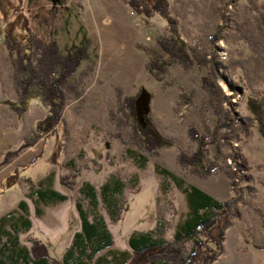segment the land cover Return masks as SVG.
<instances>
[{"label": "rangeland", "instance_id": "obj_1", "mask_svg": "<svg viewBox=\"0 0 264 264\" xmlns=\"http://www.w3.org/2000/svg\"><path fill=\"white\" fill-rule=\"evenodd\" d=\"M226 1L169 0L183 45L207 62L216 55L218 71L211 63L172 64L157 81L147 70V50H159L157 39L168 36L159 16H139L127 0H0V248L14 239L25 249L42 244L49 259L62 262L82 231L80 211L85 216L97 206L113 247L89 264H109L115 251L132 253L133 233L153 232L158 224L154 237L172 242L194 218L188 193L197 188L220 203L233 202L213 264H264V140L253 121L258 115L264 120V0ZM25 24L55 41L62 54L84 55L65 90L62 122L32 147L23 140L46 111L35 96L28 97L23 117L12 110L16 93L4 44L12 25ZM205 77L216 91L203 87ZM137 95L132 109L125 106ZM150 125L172 140L155 154L136 135ZM190 127L209 142L195 168L178 161L180 152L198 149L187 135ZM8 151L18 154L3 164ZM242 162L249 171L237 180L231 174ZM41 185L64 195L48 210L47 224L32 215L31 195ZM116 201L118 220L111 214ZM25 214L33 226L22 234L25 226L18 224ZM183 243L190 251L194 240L185 237Z\"/></svg>", "mask_w": 264, "mask_h": 264}, {"label": "trees", "instance_id": "obj_2", "mask_svg": "<svg viewBox=\"0 0 264 264\" xmlns=\"http://www.w3.org/2000/svg\"><path fill=\"white\" fill-rule=\"evenodd\" d=\"M226 2L228 3L229 0ZM126 3L133 13L146 19L159 16L166 23L165 30L168 36L157 39L159 50H147L152 58L147 65V70L157 81H162L161 76L167 72L168 65L172 64L188 68L195 63L200 66L211 63L213 72L217 73L216 55L207 62L206 59H200L190 54L183 45L180 23L170 12L169 0H127ZM227 5L229 4L225 6ZM220 16L225 22L224 10ZM262 19L264 21V15ZM218 37L216 36L212 40L218 42ZM4 44L13 71L12 84L16 93V101L12 105V110L18 117H23L27 112L28 97L35 96L46 111L44 119L35 126L33 134L23 140L24 147H32L39 142L45 132L53 133L62 122L66 106L65 90L71 87L70 79L82 64L84 55L81 52L71 55L68 50L62 54L55 41L38 36L26 24L19 28L12 25L4 36ZM163 56L168 57L169 60L166 61ZM202 81L203 87L207 91H216L217 86L208 77L203 78ZM138 98L139 95L125 99V106L132 109ZM253 121H255L254 127L257 128L264 140L263 117L258 115ZM140 131L141 134L136 133L138 140L150 153L155 154L158 149L172 143V140L161 136L151 125L147 130L141 129ZM187 135L198 145V149L191 155L180 152L178 161L183 167L195 168L203 163L205 148L209 142L194 127L189 128ZM17 154L18 151H8L3 156V164H7ZM235 168L231 175H235L237 180L240 177L244 178L243 172L249 171L245 162L237 165L235 163ZM27 182L32 184L29 180ZM178 183L181 186L182 182ZM116 191L118 195L119 189ZM108 192L107 186H103V197ZM41 195L50 200L58 197V194L52 191ZM86 197L89 201L94 202V198L89 194ZM188 198L194 218L183 227L176 238L170 243H163L158 238L156 239L154 234L160 233V224L153 232L133 233L128 242L132 257L127 264H213L217 260L221 254L225 230L231 225L229 211L233 207V202L220 203L197 188L191 189ZM118 206L116 201L111 207V210H114L111 214L115 220L119 219L116 214ZM91 209L89 212L93 214V219H90L92 216L89 213H85L84 216L80 211L83 221L82 231L75 235L73 244L63 257L62 264H89L94 256L112 246V236L102 217L98 216L97 206L91 207ZM199 212H203V214L199 215ZM27 225L28 223H25V226L29 227ZM200 235L204 238L198 240ZM185 237L194 240L190 251L184 249ZM0 264L60 263L49 259L47 250L42 244L25 249L19 247L18 240L14 239V242L3 244L0 248Z\"/></svg>", "mask_w": 264, "mask_h": 264}, {"label": "crops", "instance_id": "obj_3", "mask_svg": "<svg viewBox=\"0 0 264 264\" xmlns=\"http://www.w3.org/2000/svg\"><path fill=\"white\" fill-rule=\"evenodd\" d=\"M55 192L56 194H58V197L52 199H47L45 197H42L41 194L45 193V192ZM33 195H31V199H32V202H33V213L32 215L36 217V221L38 223L39 222H42L44 224H47L51 221H49V213H48V210L49 209H52L53 206H56L59 202H61L63 199H64V195H62V193H60L58 190H56L54 187L52 188L51 186H48L47 188L43 185L40 186V188H36V191L32 193ZM63 198V199H62ZM21 217V221L19 222L18 226H21V225H24L25 226V223H28L29 227H26L24 228V233L22 234H25L27 233L29 230H31L32 226H33V223H32V216L30 215L29 217V214H28V217H27V214L25 215H20ZM30 218H31V221H30ZM19 219V218H18ZM27 219V220H26ZM26 221H29V222H26ZM34 224H36V222H34ZM27 225V226H28ZM20 229V228H19ZM71 245L68 246L65 251L62 253V261H63V257L65 255V253L70 249ZM113 246L107 248V249H104L103 251H101L100 253H98L96 255V257H103V253L106 252V251H111ZM48 253V252H47ZM116 253L115 254V259L114 260H111L109 262V264H127L129 262V260L131 259L132 257V253L127 256V254H123V253H120V252H114ZM49 254V253H48ZM59 262V261H58ZM60 264H62V262H59Z\"/></svg>", "mask_w": 264, "mask_h": 264}, {"label": "bare ground", "instance_id": "obj_4", "mask_svg": "<svg viewBox=\"0 0 264 264\" xmlns=\"http://www.w3.org/2000/svg\"><path fill=\"white\" fill-rule=\"evenodd\" d=\"M110 40H112V39H110ZM113 43H115V41Z\"/></svg>", "mask_w": 264, "mask_h": 264}, {"label": "built area", "instance_id": "obj_5", "mask_svg": "<svg viewBox=\"0 0 264 264\" xmlns=\"http://www.w3.org/2000/svg\"><path fill=\"white\" fill-rule=\"evenodd\" d=\"M243 175V174H242Z\"/></svg>", "mask_w": 264, "mask_h": 264}]
</instances>
